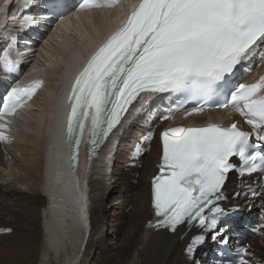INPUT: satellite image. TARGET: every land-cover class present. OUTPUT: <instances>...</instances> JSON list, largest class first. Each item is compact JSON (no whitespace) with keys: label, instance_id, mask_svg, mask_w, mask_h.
Listing matches in <instances>:
<instances>
[{"label":"snow or ice","instance_id":"obj_1","mask_svg":"<svg viewBox=\"0 0 264 264\" xmlns=\"http://www.w3.org/2000/svg\"><path fill=\"white\" fill-rule=\"evenodd\" d=\"M119 3L78 0L74 7L79 11ZM131 7L134 10L126 22L98 48L72 83L67 117L72 158L78 163L82 142L88 145L91 158L141 93L171 92L203 101L187 115L202 112L209 100L217 98L216 107L231 108L250 130L241 129L238 122L165 128L159 174L152 179V208L158 219L149 225L173 233L180 226L190 229L194 224L204 231L215 230L227 215L218 202L225 199L222 189L229 172L258 173L259 190L249 191L254 197L264 192V75L250 84L234 82L238 66L243 68L264 49V0H140ZM24 20L35 23L31 16ZM0 66L6 73L17 72L10 46L0 54ZM42 83L13 87L0 97V121L24 108ZM178 110L170 109L161 119L169 120ZM10 124V120L0 122V130ZM154 135L149 131L141 143H149ZM8 139L0 131V141ZM141 143L135 146L133 159L141 153ZM219 235L214 231L213 239ZM204 240L202 234L193 236L187 253ZM251 255L241 247L234 258L220 264H252L247 258Z\"/></svg>","mask_w":264,"mask_h":264},{"label":"bare ground","instance_id":"obj_2","mask_svg":"<svg viewBox=\"0 0 264 264\" xmlns=\"http://www.w3.org/2000/svg\"><path fill=\"white\" fill-rule=\"evenodd\" d=\"M8 1L12 0H0V29L8 20L6 13ZM23 1L20 9L25 10L29 5L28 1L18 0V3ZM125 1L121 0L119 3L122 8L126 6ZM39 3H43L42 0H39ZM74 3L73 1L67 3V7L60 11L67 12V8ZM30 8L28 7V10ZM89 11L91 10L79 12L71 25H67L70 21L63 20L58 26L43 30V23H38L40 30L44 31L41 36L36 35L33 38L34 41H40L38 46H35L38 49L31 58H27L31 60L28 64H21L24 73L17 79V86L23 87L37 80H42L43 83L33 99L24 108L19 109L16 116L4 117L3 121L10 120L11 124L3 130L12 131L17 120L18 126L24 129H32V123H38L41 124L42 136L47 137L51 143L47 145L45 151L41 144H35L32 140L33 135L25 133L26 140L29 142L32 140V145L29 146V142L26 146L17 145L15 149L22 150L20 152L16 150L0 152V264H57L58 259L62 260V264H197L193 255L200 249V244L191 254L186 251L191 238L198 235L192 227L181 228L174 234H168L163 230L153 232L144 227L147 219L152 216L149 207V177L157 171L161 154L159 129L152 130L155 135L149 143H141L140 135L136 136L140 138L129 145L128 142H123L126 135L119 136L122 138V144L120 140V147L113 156L118 163L122 162V157L127 161L132 160V150L138 143H141L142 151L137 158L136 169L127 167L122 172L112 174L116 179L115 188L109 195L106 205L103 206V202L108 196V190L104 185L97 188L96 196L94 200L88 201L86 210L83 207V199L86 200L87 195L76 194L77 188L74 186L67 160L69 149L67 146L65 148L60 132V127L64 125L59 121L58 114L60 107L63 106L64 118L68 106L65 101L68 90L70 91L76 73L87 60L82 56L76 60V66L69 67L75 63L73 62L75 53L84 47V43L72 51L68 39H72L86 28L85 19ZM20 22L25 24L24 20L20 19ZM63 43L68 45L69 52L63 49L65 46ZM31 44H24L23 47L31 50L34 47L33 42ZM4 45L3 40L0 43V54ZM10 47L11 55L15 58L18 46L14 43ZM258 51L260 61L257 64L261 66L264 49ZM31 74H35V78L27 82ZM150 104L155 106L159 102L150 100L148 106ZM133 128L134 126L128 128L125 134L133 131ZM118 130L121 134L122 127ZM142 131V135L146 134L145 127ZM55 140L60 143L53 145ZM9 145L11 146L12 142H9ZM64 151L65 158L64 155L60 156ZM103 154L104 149L97 158L91 160L90 167L87 166V159L81 158L75 175L80 179L88 174L92 178L96 176L104 165ZM110 157L108 163L112 161ZM12 161H15V166H7V163ZM122 165L123 163H115L118 168H122ZM26 172L30 177H18V174ZM137 173H141L139 183L136 182ZM5 180L14 181L6 183ZM28 183L32 185L29 191ZM96 183L97 181L93 180L92 186ZM23 184L27 188H24ZM78 197L81 199H77ZM235 198L238 197L233 195L222 202L230 205ZM77 200L80 201L76 205ZM248 203L258 206V203L251 201ZM60 220L64 222L57 223ZM89 223L92 226L90 234ZM209 232L210 230L201 231L204 234ZM262 247L263 253L256 257L255 264L257 261H264V245ZM62 249L68 250L67 254L62 255Z\"/></svg>","mask_w":264,"mask_h":264},{"label":"rangeland","instance_id":"obj_3","mask_svg":"<svg viewBox=\"0 0 264 264\" xmlns=\"http://www.w3.org/2000/svg\"><path fill=\"white\" fill-rule=\"evenodd\" d=\"M2 42V41H1ZM147 120H149V119H147ZM140 124H141V122H140ZM145 126V125H144ZM144 128V127H143ZM143 128H142V130H143ZM126 130H128V129H126ZM141 130V131H142ZM132 132L133 131H128L126 134L124 133V140H123V142H128V144L129 145H131L134 141H135V139H137V138H140V137H136V136H140L142 133H143V131H142V133L141 134H139V133H137L136 134V136L135 135H132ZM139 134V135H138ZM122 139V138H121ZM129 140H133L132 142L131 141H129ZM121 144H122V140H121ZM129 145H127V147H129ZM12 146H14V144L12 143ZM126 146V145H125ZM25 153H27V152H25ZM28 154V153H27ZM120 162V161H119ZM121 163V162H120ZM97 168V167H96ZM97 172V171H96ZM18 177L19 178H28V177H30V174L28 173V172H26V174H24V173H22V174H18ZM14 181V180H13ZM13 181H7V180H5V182L6 183H11V182H13ZM27 186H29V188H27ZM27 186H25V184H23V187L24 188H27V191H29L30 190V188H32V185L31 184H27ZM109 229V228H108ZM112 233H113V231H111V235H112ZM66 249H68V248H66ZM62 252H61V254L62 255H65V254H67V252H68V250H64V249H62L61 250ZM64 251H65V253H64ZM91 259L92 258H90V261H91ZM62 260L61 259H58V260H56V262H57V264H62V262H61ZM90 261H89V263H90ZM61 262V263H60Z\"/></svg>","mask_w":264,"mask_h":264},{"label":"water","instance_id":"obj_4","mask_svg":"<svg viewBox=\"0 0 264 264\" xmlns=\"http://www.w3.org/2000/svg\"><path fill=\"white\" fill-rule=\"evenodd\" d=\"M32 76H34V74L32 75ZM60 142L58 141V140H55V142L53 143V145H57V144H59ZM60 153V152H59ZM53 154H56V157H59L58 156V154L57 153H55V152H53ZM63 155H65V151H64V153L62 152V153H60V156L62 157ZM78 186H80V184H78ZM69 191H70V193H71V190L69 189ZM69 193V192H68ZM53 213H55V212H53ZM58 213H60V212H58ZM64 222V220H60V221H57V223H59V224H62Z\"/></svg>","mask_w":264,"mask_h":264},{"label":"clouds","instance_id":"obj_5","mask_svg":"<svg viewBox=\"0 0 264 264\" xmlns=\"http://www.w3.org/2000/svg\"><path fill=\"white\" fill-rule=\"evenodd\" d=\"M104 179H105L106 181H109V180H108L107 178H105V177H104ZM90 232H91V231L89 230V231H88V234H90Z\"/></svg>","mask_w":264,"mask_h":264}]
</instances>
